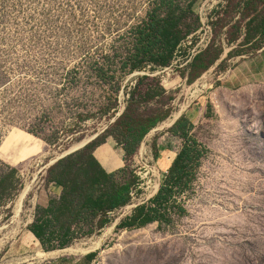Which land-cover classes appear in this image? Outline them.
<instances>
[{
    "label": "rangeland",
    "instance_id": "obj_1",
    "mask_svg": "<svg viewBox=\"0 0 264 264\" xmlns=\"http://www.w3.org/2000/svg\"><path fill=\"white\" fill-rule=\"evenodd\" d=\"M155 1L0 0V173L4 163L21 178L0 201V264H264V3L176 0L192 5L199 28L169 66L126 72L133 26ZM208 45L219 58L188 82L191 57ZM126 107L164 116L130 158L141 192L98 232L44 250L28 226L60 194L46 182L48 164L92 136L118 151ZM181 115L206 148L185 215L115 230L158 189L181 146L169 132Z\"/></svg>",
    "mask_w": 264,
    "mask_h": 264
},
{
    "label": "trees",
    "instance_id": "obj_2",
    "mask_svg": "<svg viewBox=\"0 0 264 264\" xmlns=\"http://www.w3.org/2000/svg\"><path fill=\"white\" fill-rule=\"evenodd\" d=\"M241 1L245 8L264 3V0ZM191 6L190 3L180 5L176 0H156L141 22L133 26L132 51L122 62V69L128 67L126 72H133L148 65L149 70L169 66L183 41L193 36L200 26L199 17ZM256 29L264 42V18L256 23ZM221 51V48L208 45L195 53L188 63V82L211 66ZM138 77L148 78V75ZM146 93L144 91L143 95ZM136 102L131 95L128 104ZM131 110L126 107L117 118L121 125L119 143L123 150V166L107 172L93 156L94 148L105 141L103 135L46 169V182L58 186L60 194L49 199L46 206H37L34 219L28 226L44 250L63 248L76 239L98 232L113 220V212L130 204L134 195L141 192L142 179L130 169V158L144 135L164 116L142 118ZM190 128L191 123L184 115L170 126L169 132L181 139V146L171 157L156 192L136 203L130 213L115 224V230L139 228L153 222L167 226L174 222V217L185 215V200L194 193L193 185L206 153V148L190 134ZM153 157L157 158L156 152ZM1 165L0 201L21 187L18 170L4 163ZM93 255L90 252L84 259L90 261Z\"/></svg>",
    "mask_w": 264,
    "mask_h": 264
},
{
    "label": "crops",
    "instance_id": "obj_3",
    "mask_svg": "<svg viewBox=\"0 0 264 264\" xmlns=\"http://www.w3.org/2000/svg\"><path fill=\"white\" fill-rule=\"evenodd\" d=\"M114 142L106 139L93 150V156L97 159L105 171L110 172L124 165L123 151L120 148L114 150Z\"/></svg>",
    "mask_w": 264,
    "mask_h": 264
},
{
    "label": "water",
    "instance_id": "obj_4",
    "mask_svg": "<svg viewBox=\"0 0 264 264\" xmlns=\"http://www.w3.org/2000/svg\"><path fill=\"white\" fill-rule=\"evenodd\" d=\"M94 137H95V136H92V137L88 138L87 140H84V141H83L80 145H78L77 147H75V148H73V149H71V150H69V151H66L65 153L61 154V155H60L59 157H57L56 159L52 160V161L48 164V166L51 165V164H53V163H54L55 161H57L58 159L64 157L65 155H67V154H69V153H71V152H73V151H75V150H77V149L82 148L84 145H86V144L89 143L91 140H93Z\"/></svg>",
    "mask_w": 264,
    "mask_h": 264
},
{
    "label": "bare ground",
    "instance_id": "obj_5",
    "mask_svg": "<svg viewBox=\"0 0 264 264\" xmlns=\"http://www.w3.org/2000/svg\"><path fill=\"white\" fill-rule=\"evenodd\" d=\"M79 145H80V144H79ZM25 192H26V189L23 191V193H22V195H21L22 198H23ZM21 197H20V198H21ZM22 198H21V200H22ZM21 200H20V202H19L18 205H17V211L20 209V206H21Z\"/></svg>",
    "mask_w": 264,
    "mask_h": 264
}]
</instances>
